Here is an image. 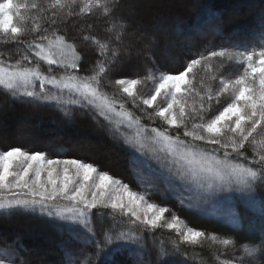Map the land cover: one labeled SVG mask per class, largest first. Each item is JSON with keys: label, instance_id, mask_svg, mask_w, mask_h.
Listing matches in <instances>:
<instances>
[{"label": "snow or ice", "instance_id": "6c2138e0", "mask_svg": "<svg viewBox=\"0 0 264 264\" xmlns=\"http://www.w3.org/2000/svg\"><path fill=\"white\" fill-rule=\"evenodd\" d=\"M21 8L36 13L33 27L14 24L13 10ZM134 10L133 0H2L0 32L5 36L0 43L15 45L16 51L0 52V89L14 102L52 106L68 118L71 105L103 117L119 142L155 161L159 178L190 193L185 198L189 210L203 212L206 204L228 202L220 223L233 233L245 229L233 206L238 201L252 211L248 232H258V238L239 246L233 237L220 239L231 258L216 259L219 264H264V12L255 42L246 46L225 37L214 14L191 23L176 19L149 26L136 20ZM89 17L104 23L103 39L91 33ZM179 37L185 43L198 38L200 47L186 55L182 70L162 71L156 60L160 45ZM78 40L89 42L98 57L87 69L81 68ZM16 55L20 59L13 60ZM231 63L242 71H224ZM124 64L144 75L111 79L109 73ZM121 127L134 132L125 135ZM152 187L134 191L93 162L66 157L61 150L50 157L21 146L0 149V215L24 212L59 222L84 246L79 252L64 248L62 264H106L105 258L119 251L145 264L149 237L155 264L195 259L182 246L198 244L206 233L182 227L175 214L166 220L170 209L147 199ZM105 218L109 227L98 234L96 221ZM161 227L176 229L179 239L166 244L155 235ZM0 264H32L19 238H0Z\"/></svg>", "mask_w": 264, "mask_h": 264}, {"label": "trees", "instance_id": "16d2710c", "mask_svg": "<svg viewBox=\"0 0 264 264\" xmlns=\"http://www.w3.org/2000/svg\"><path fill=\"white\" fill-rule=\"evenodd\" d=\"M14 1L17 4L34 2V0ZM133 2L136 20L149 26L161 22L171 23L176 19L191 23L197 17L214 14L218 17L224 36L246 46L255 42L253 33L258 31L261 13L264 12V0H133ZM19 13L21 20L16 18L14 21L18 27L34 26L35 12L21 8ZM87 23L93 25L90 30L92 34L101 39L105 37V25L101 20L89 17ZM70 35H76V30H71ZM4 36V33H0V40H3ZM28 39H31V34ZM216 43L220 44V41ZM199 47L198 38H193L191 43H185V37L176 38L172 44L162 43L156 56L157 64L162 71L182 70L186 55L190 51H197ZM77 50L83 57L82 69L89 68L98 58L89 42L78 40ZM15 51V45L0 43V52L7 55ZM204 54L207 55L206 52ZM20 55L13 56V60L20 59ZM224 71L236 73L242 69L231 63L224 68ZM82 74L88 73L82 72ZM143 75V72L127 64L118 65L109 73V77L113 80L139 78ZM147 90V87H141V91ZM107 91L111 94L113 90L109 88ZM70 107L72 116L68 118L52 106L14 102L0 89V149L21 146L27 150L45 151L50 157H54L57 150H61L66 157L93 162L100 170L109 172L131 188L140 191L143 186L138 176V163L133 159L131 150L116 139L111 131L113 125L91 111L82 110L76 105ZM137 115L141 113L138 111ZM144 121H148L146 117ZM256 151H259V147ZM246 155L251 161L254 155L251 146L246 149ZM159 187L161 190L150 191L148 197L167 206L188 226L204 231L206 235L233 237L237 246L258 238V232L252 234L248 232V220L253 216L252 211L238 201L235 202V207H238L241 217L245 220V229L233 233L230 227L220 223L221 219L206 216L194 209L189 210L175 197L163 192L161 186ZM107 227H109L107 218L96 221L98 234ZM155 235L166 244L170 239H179L171 230L162 227L156 230ZM0 238H19L32 264H62L64 248L70 247L73 251L79 252L84 247L69 237L59 222L39 214L24 212L0 215ZM145 243L147 245L144 253L145 264L149 260L155 264L151 237L147 238ZM218 249V246L206 242L182 246V250L187 251L188 256L195 259L184 261L182 257H176L173 264H216L212 253L218 252ZM105 261L106 264H136L135 255L129 251L115 252L106 257Z\"/></svg>", "mask_w": 264, "mask_h": 264}, {"label": "rangeland", "instance_id": "374dc122", "mask_svg": "<svg viewBox=\"0 0 264 264\" xmlns=\"http://www.w3.org/2000/svg\"><path fill=\"white\" fill-rule=\"evenodd\" d=\"M13 16H14V21H15L16 18L21 20L20 13L17 12V10H15V9L13 10ZM14 24L16 25L15 22H14ZM0 33H2V32H0ZM40 66H41V70L42 71H45V72L47 71V65H45L43 62H41ZM65 98H67V97H65ZM144 123L149 124L150 122L149 121H144ZM157 123H159V122H157ZM120 132L124 133L125 135L131 136L132 133L134 132V129H129L127 127H121L120 128ZM131 152H132L133 159L138 163V167H139V175L138 176H139V180L141 181V184L143 186L140 191L135 190V189L130 187L132 190L137 191V192H144L146 189H148L149 183H151L153 185V187L151 188L150 191L158 190V189L161 190V188L159 187V186H161L163 192L164 191L167 192V194L175 197V199H177L178 201H181L182 199H185L186 197H188L190 195V193L184 192L178 187H175V188L174 187H170L162 178H159L155 174L156 168L158 167L157 164L155 163V161H150L146 157L140 155L139 153H135L133 151H131ZM149 165H151V167H149ZM158 184H159V186H158ZM147 199H148L149 202L156 203L159 206L167 208V206L162 205V204L152 200L148 196H147ZM235 202L236 201H233V206H235ZM186 204H187V200L185 199V206H186ZM228 208H229L228 202H226V201H218V202H215V203H209V204L204 205L203 206V209H204L203 212H201L199 209H194V210H196V211H198V212H200V213H202V214H204L206 216H210V217H214V218L222 220L223 219V215H224V213H226L228 211ZM173 214H175V213L173 211H171V210L169 212H166L165 213L166 220L170 221L171 220V216ZM180 222H181V226L182 227L184 225H187L181 218H180ZM188 227H190V226H188ZM162 228L168 229L166 227H162ZM168 230H171L179 238V235H178L176 229H168ZM213 236L214 235H205V237L200 238L201 241H199V242L200 243H205L206 242V243L212 244L215 247L216 246L219 247L218 252H216L217 254L214 253V252L212 253V255H214L213 256V260H215L216 264L219 262L216 259V257H219L220 260L230 259L231 258L230 255H225L224 254L225 253L224 246L220 245L219 242H218L220 239H223V238L217 237V240L214 241L212 239ZM228 251L230 252L231 249H228Z\"/></svg>", "mask_w": 264, "mask_h": 264}]
</instances>
